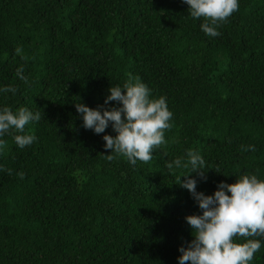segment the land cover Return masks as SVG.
I'll use <instances>...</instances> for the list:
<instances>
[{"label": "trees", "instance_id": "1", "mask_svg": "<svg viewBox=\"0 0 264 264\" xmlns=\"http://www.w3.org/2000/svg\"><path fill=\"white\" fill-rule=\"evenodd\" d=\"M238 3L211 37L184 0H0V110L42 113L26 126L31 145L0 136V264H179L185 217L202 214L176 184L189 150L208 168L188 174L198 192L264 180V0ZM129 77L172 113L147 163L109 161L111 122L96 134L75 107H119L104 101ZM255 239L251 264H264Z\"/></svg>", "mask_w": 264, "mask_h": 264}, {"label": "clouds", "instance_id": "2", "mask_svg": "<svg viewBox=\"0 0 264 264\" xmlns=\"http://www.w3.org/2000/svg\"><path fill=\"white\" fill-rule=\"evenodd\" d=\"M194 19L203 18V32L211 37L219 36L218 27L239 9L238 0H184ZM23 69H17V76L27 82L22 75ZM3 91L15 92L14 87H5ZM109 101L119 102V107L89 108L83 103L75 104L78 113L82 114L83 126L96 134L105 132L109 122L115 136L105 134L104 147L110 150L106 158L111 161L117 156L126 157L135 164L137 160L151 161L154 150L165 141V132L171 128L172 113L167 107L166 98H150V89L140 81L129 77L121 86L109 88L105 105ZM41 111L33 114L25 107L13 111L9 107L0 110V136L15 130L16 144L20 148L35 141L34 134L26 133V126L32 121L41 119ZM5 141L0 140V147ZM255 151L253 145L248 146ZM247 150V149H243ZM191 170L176 178V184L186 188L197 202L202 214L185 217L192 232L193 239L187 247H179L181 255L179 264H251L255 254L261 249L264 237V180L255 174H243L233 183H218L212 195L196 191L197 181L189 173L195 172L205 179V161L193 150L187 152ZM182 166V158H176L166 167ZM217 171V170H216ZM219 172V171H218ZM23 179L24 174H18ZM227 190V191H225Z\"/></svg>", "mask_w": 264, "mask_h": 264}]
</instances>
